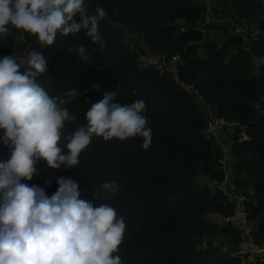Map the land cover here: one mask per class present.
Segmentation results:
<instances>
[{
	"label": "trees",
	"instance_id": "16d2710c",
	"mask_svg": "<svg viewBox=\"0 0 264 264\" xmlns=\"http://www.w3.org/2000/svg\"><path fill=\"white\" fill-rule=\"evenodd\" d=\"M85 2L90 12L97 5L107 12L100 22L103 45L93 43L84 30L68 36L58 32L52 45H43L36 36L13 29L7 38L0 37V58L23 51L19 47L45 56L47 71L38 75V82L76 116L65 123V134L86 124V111L103 98L93 83L114 91L121 104L143 100L153 129L151 146L143 150L140 137L105 142L94 136L77 167L37 164L38 174L21 182L40 186L50 197L59 187L58 177L71 178L79 184L80 199L113 207L126 224L113 253L122 264H243V259L225 255L216 260L222 255L220 244L238 251L247 240L244 229L231 221L238 213L235 203L220 188H212L226 178L225 155L215 137L205 136L209 118L203 106H210L218 119L246 126L250 141L232 149L239 176L235 186L255 224L253 240L264 247V67L255 64L264 59V0H218L221 14L229 11L232 21H247L260 32L249 50L225 26H209L223 35L206 42L197 30L205 25V6L192 0ZM134 37L144 44L141 50L128 44ZM81 45L84 56L68 52ZM143 54L168 59L181 55L184 63L177 77L167 68L140 70ZM59 63L63 72L56 70ZM71 91L76 92L73 99L67 97ZM65 143L62 136L61 146ZM10 156L0 154V162ZM200 179L205 182L199 184ZM108 181L119 185L115 194L102 190ZM93 193L107 198L97 199Z\"/></svg>",
	"mask_w": 264,
	"mask_h": 264
},
{
	"label": "clouds",
	"instance_id": "9594fccd",
	"mask_svg": "<svg viewBox=\"0 0 264 264\" xmlns=\"http://www.w3.org/2000/svg\"><path fill=\"white\" fill-rule=\"evenodd\" d=\"M106 16L100 5L90 12L85 0H0V37L23 30L38 43L52 45L58 32L68 36L84 30L93 43L103 45L100 22ZM68 52L86 53L82 45ZM46 71V58L39 51H31L26 61L14 55L0 58V141L11 151L10 159L0 162V264H122L113 253L126 224L113 207L80 199L79 184L71 178L58 177L59 187L50 197L40 186L21 181L38 174L35 164L41 159L52 169L77 167L94 136L105 142L140 137L147 150L153 129L144 114L146 104H121L114 91H105L86 111L87 123L65 134V123L76 116L38 82ZM101 188L112 195L119 185L108 181Z\"/></svg>",
	"mask_w": 264,
	"mask_h": 264
},
{
	"label": "built area",
	"instance_id": "2783aa9c",
	"mask_svg": "<svg viewBox=\"0 0 264 264\" xmlns=\"http://www.w3.org/2000/svg\"><path fill=\"white\" fill-rule=\"evenodd\" d=\"M193 2L202 3L205 6L206 14H205V25L203 28H198L197 30L201 32L202 34H206V29L211 25H218V26H225L229 27L231 30V34L234 37H238L242 39V41L245 44V50H249L251 47V44L253 42H257L260 37V32L256 30L255 27H253L251 24H249L247 21H232L228 20L225 17H222L221 15V7L219 6L218 0H192ZM29 55V51H20L16 54H14L15 57L18 59L27 60ZM260 62H264V59L261 60H255V64L258 65ZM184 63V58L181 55H176L171 58H167L166 56H160L155 57L151 54H143L139 57V69L140 70H146L148 68H167L169 69L172 74L177 77L179 66ZM25 69H20L21 73ZM94 85H97L96 83H93L92 89L95 91V93H100L102 95L105 90H103L101 87L98 89L94 87ZM197 97L199 100L202 101L199 94L196 92ZM67 97H70L71 99L76 97V92L71 91L68 93ZM66 99V98H65ZM205 110L208 113L209 122L205 131V136L207 139L213 138L215 136V132L217 128L223 129V128H232L236 135L239 137L238 141L236 143H242L250 141V138L246 135V126L241 125L240 123H228L225 120L218 119L214 116L213 111L210 106H207V109ZM9 147L5 146L2 141H0V154H2L6 149ZM225 163V160L223 162V165ZM37 164H44L47 166L46 161L41 159ZM227 176L224 179V181L221 184H212L213 189L220 188L226 196L230 198V193L227 191ZM236 189V186H235ZM237 192V189H236ZM241 197V208L236 214L235 217L232 218L231 221H234L238 225H240L244 231H245V237L246 240L249 242L251 249L249 250H238V251H230L231 258H241L243 259V264H257V263H264V247L258 246L255 244L253 237H252V229L250 227V221L248 219V212L244 208V202L246 201V198L243 196L238 195ZM231 201V199H230ZM225 222H230V220L224 219ZM204 249H207V245L203 244L201 246ZM227 250V249H226ZM228 251V250H227Z\"/></svg>",
	"mask_w": 264,
	"mask_h": 264
},
{
	"label": "crops",
	"instance_id": "0c3cea01",
	"mask_svg": "<svg viewBox=\"0 0 264 264\" xmlns=\"http://www.w3.org/2000/svg\"><path fill=\"white\" fill-rule=\"evenodd\" d=\"M29 53L31 50H29ZM25 51V50H23ZM204 108L207 109V105L204 106ZM234 135H236L235 131L232 128H217L215 132V140L217 145L223 150V153L225 155V163H224V172L226 173L228 182H227V191L230 193V199L232 203H235L237 211L241 208V197L238 196L236 189H235V182L238 179L239 176H237V170L235 168V159L232 157V149L235 143L234 141ZM249 193L251 194L252 191L249 188ZM251 229L255 228V224L250 223ZM218 243V242H217ZM215 243L217 246L218 244ZM220 246V245H219ZM251 249V246L248 241H245L244 248L241 250H249Z\"/></svg>",
	"mask_w": 264,
	"mask_h": 264
},
{
	"label": "rangeland",
	"instance_id": "374dc122",
	"mask_svg": "<svg viewBox=\"0 0 264 264\" xmlns=\"http://www.w3.org/2000/svg\"><path fill=\"white\" fill-rule=\"evenodd\" d=\"M219 6H220V4H219ZM226 14H227V16H226V15H223V14H221V15H222V17H225V16H226V18H227L228 20H231L230 12L228 11V12H226ZM181 26H182V28H184V24H183V23H181ZM203 35H204V34H203ZM222 35H223L222 32H219V33H218V32L209 31L208 28H207V29H206V34H205L204 36L207 38V41H206V42H209V41H213L214 39H221ZM133 39H134V41H133V40H132V41H128V44L130 45V47H132L133 49H139V50H141V47L144 46V44L141 43V42H139V41L137 40V37H134ZM20 43H21V45H22V41H21ZM19 46H20V45H19ZM19 48H20V50H25V49H22V47H19ZM203 55H204V54H203ZM101 93H102V92L97 93V95H99V94H101ZM102 95H103V94H102ZM203 108H204V106H203ZM1 155H2V154H1ZM224 159H225V157H224ZM204 182H205L204 179H200V180H199V184H203ZM215 242H216V241H215ZM215 242H214V245L217 246V245L215 244ZM219 247L221 248V254H222V255H218L217 258H216V260L220 262L222 259L226 258L225 256L230 257L231 252H230V251H227L226 248H225L222 244H220ZM223 255H225V256H223Z\"/></svg>",
	"mask_w": 264,
	"mask_h": 264
},
{
	"label": "water",
	"instance_id": "95a60500",
	"mask_svg": "<svg viewBox=\"0 0 264 264\" xmlns=\"http://www.w3.org/2000/svg\"><path fill=\"white\" fill-rule=\"evenodd\" d=\"M62 65H63V63H59V65H58V67H57V71H59V72H63V70H62ZM257 67H264V62H260L258 65H257ZM238 139H239V137L237 136V135H234V141H235V143L238 141ZM11 154V151H10V148H8V149H6L3 153H2V157H7V156H9ZM209 218V217H208Z\"/></svg>",
	"mask_w": 264,
	"mask_h": 264
}]
</instances>
